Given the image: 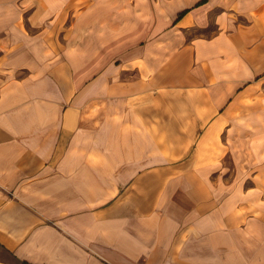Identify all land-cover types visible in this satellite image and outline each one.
I'll return each instance as SVG.
<instances>
[{
  "label": "crops",
  "instance_id": "0c3cea01",
  "mask_svg": "<svg viewBox=\"0 0 264 264\" xmlns=\"http://www.w3.org/2000/svg\"><path fill=\"white\" fill-rule=\"evenodd\" d=\"M0 264H264V0H0Z\"/></svg>",
  "mask_w": 264,
  "mask_h": 264
}]
</instances>
